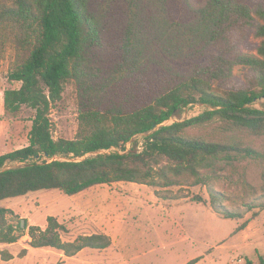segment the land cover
Segmentation results:
<instances>
[{
    "label": "trees",
    "instance_id": "trees-1",
    "mask_svg": "<svg viewBox=\"0 0 264 264\" xmlns=\"http://www.w3.org/2000/svg\"><path fill=\"white\" fill-rule=\"evenodd\" d=\"M7 1H0V43L16 39L8 78L19 86L5 91L4 112L10 122L24 109L32 116L28 145L0 155V202L128 182L155 187L166 199L185 195L174 187H205L214 212L233 220L243 213L226 209V201L264 208V109L253 106L264 99V0ZM252 37L255 52L243 51ZM69 84L78 131L56 139L51 115ZM198 104L208 109L165 124ZM214 124L208 136L191 135ZM138 135H146L143 149L126 151ZM7 211L0 207V219ZM68 233L53 216L46 228L0 224V244L27 235L20 258L30 248L73 257L112 246L106 234L65 241ZM13 259L2 252L3 261Z\"/></svg>",
    "mask_w": 264,
    "mask_h": 264
},
{
    "label": "rangeland",
    "instance_id": "rangeland-1",
    "mask_svg": "<svg viewBox=\"0 0 264 264\" xmlns=\"http://www.w3.org/2000/svg\"><path fill=\"white\" fill-rule=\"evenodd\" d=\"M4 41L0 43V155L28 145L32 116V112L24 109L20 118L10 122L4 112L5 91L19 86L8 78L16 64L18 44L14 35ZM257 44L258 40L252 37L242 49L254 53ZM237 73L242 76L241 71ZM253 106L264 109V99H258ZM207 109L200 104L188 107L176 112L165 124L188 120ZM51 119L54 138L76 136L78 104L73 84L66 87ZM215 125L191 130V135L208 136ZM145 137H134L126 151H141ZM251 172L252 181L260 184L257 167L252 166ZM157 190L118 182L95 186L75 196L59 190H43L2 201L0 207L8 210L0 219L2 225L18 226L25 220L24 229L27 225L46 228L48 217L53 216L69 229L65 241L106 234L112 239V246L105 250L85 249L73 257L56 250L30 248L27 256L20 258L19 253L28 247L26 235L16 244H0V264H189L194 260V264L260 263L264 257V208L247 211L240 204L226 201V209L243 213L242 219L233 220L214 212L205 187L171 188L175 194H185L179 199L163 198L156 194ZM197 195L207 203H196L193 198ZM244 223L247 227L238 231ZM3 251L14 254V260L3 261Z\"/></svg>",
    "mask_w": 264,
    "mask_h": 264
},
{
    "label": "water",
    "instance_id": "water-1",
    "mask_svg": "<svg viewBox=\"0 0 264 264\" xmlns=\"http://www.w3.org/2000/svg\"><path fill=\"white\" fill-rule=\"evenodd\" d=\"M25 223H26V221L25 220H22V227L25 226Z\"/></svg>",
    "mask_w": 264,
    "mask_h": 264
},
{
    "label": "crops",
    "instance_id": "crops-1",
    "mask_svg": "<svg viewBox=\"0 0 264 264\" xmlns=\"http://www.w3.org/2000/svg\"><path fill=\"white\" fill-rule=\"evenodd\" d=\"M7 245H10V244H7ZM11 245H13V244H11ZM11 253V252H10ZM12 254V253H11ZM13 256H14V254H13ZM14 260V259H13Z\"/></svg>",
    "mask_w": 264,
    "mask_h": 264
}]
</instances>
